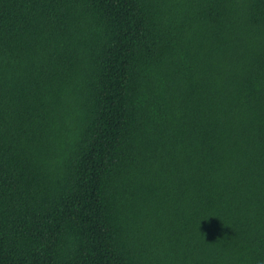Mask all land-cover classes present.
<instances>
[{
    "label": "trees",
    "instance_id": "16d2710c",
    "mask_svg": "<svg viewBox=\"0 0 264 264\" xmlns=\"http://www.w3.org/2000/svg\"><path fill=\"white\" fill-rule=\"evenodd\" d=\"M0 264H264V0H0Z\"/></svg>",
    "mask_w": 264,
    "mask_h": 264
}]
</instances>
